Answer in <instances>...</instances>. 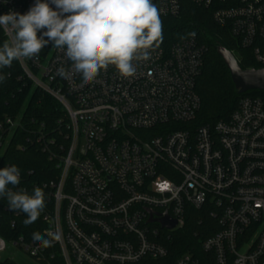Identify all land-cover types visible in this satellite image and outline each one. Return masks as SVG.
<instances>
[{"label": "built area", "instance_id": "2783aa9c", "mask_svg": "<svg viewBox=\"0 0 264 264\" xmlns=\"http://www.w3.org/2000/svg\"><path fill=\"white\" fill-rule=\"evenodd\" d=\"M182 1L152 0L165 17L177 16ZM191 1L210 10L264 67V0ZM34 4L0 0V15L25 14ZM0 29L7 40L15 34ZM204 53L191 32L168 49L159 43L133 77L109 66L87 85L79 74H57L71 62L51 43L37 58L17 61L22 76L62 112L52 132L41 123L25 137L52 163V176L32 192L45 193L43 233L59 235L52 245L64 264H264V100L244 95L228 119L196 124ZM21 129V115L0 119V156ZM23 183L21 174L13 190L28 192ZM203 207L217 222L200 242L203 257L171 250L165 242H173L191 209ZM2 208L11 210L8 203ZM164 214L174 227L161 225ZM9 247L38 264L45 259L46 248L23 236H0V253Z\"/></svg>", "mask_w": 264, "mask_h": 264}, {"label": "trees", "instance_id": "16d2710c", "mask_svg": "<svg viewBox=\"0 0 264 264\" xmlns=\"http://www.w3.org/2000/svg\"><path fill=\"white\" fill-rule=\"evenodd\" d=\"M162 21V42L168 49L173 43L184 39L189 33H197L199 40L205 46L203 65L196 80V92L200 97L201 106L195 123L198 125H214L220 120H226L236 109L239 99L244 95L257 96L264 100V91L250 90L238 93L229 70L223 58L218 54L217 47L222 45L234 51L240 65L244 68L261 67L249 50L242 49L227 27L217 24L211 11L198 6L191 0H183L180 13L175 16H160ZM6 40L0 29V46ZM22 70L13 61L10 67L0 69V75L6 79L0 82V119L5 115L22 116L24 130L16 131L5 152L0 156V165L15 164L23 176L28 192H32V185L47 180L52 176V163L48 155L35 143L28 141L25 135L30 129H36L45 123L46 131L55 129L57 117L62 115L59 103L50 95L32 86L31 82L22 76ZM22 144L23 148L19 147ZM8 203L6 198H0V236L7 242L23 236L33 240L32 234L39 232L45 238L46 223L42 216L31 225L25 226L27 218L22 211L4 210L2 206ZM209 207L199 210L191 209L189 219L182 230L174 234L173 242L165 244L176 253L194 252L203 257L200 242L215 230L217 222L211 217ZM47 239V238H46ZM54 254L53 257L51 255ZM64 264L56 245L47 247L42 264ZM0 264H19L10 257L0 258Z\"/></svg>", "mask_w": 264, "mask_h": 264}, {"label": "clouds", "instance_id": "9594fccd", "mask_svg": "<svg viewBox=\"0 0 264 264\" xmlns=\"http://www.w3.org/2000/svg\"><path fill=\"white\" fill-rule=\"evenodd\" d=\"M51 5L49 0H35L25 14L10 10L0 15V28L15 33L0 46V69L13 61L37 58L51 43L71 62L69 68L57 69L64 79L79 74L87 85L109 66L129 78L136 74L138 64L151 59V51L163 39L160 12L152 0H51ZM5 79L6 75H0V82ZM20 176L15 164L0 169V198L7 199L10 209L25 213L23 223L28 226L44 210L45 193L41 187H35L32 194L14 191ZM49 235L52 238L46 239L34 232L32 239L47 248L60 238Z\"/></svg>", "mask_w": 264, "mask_h": 264}, {"label": "water", "instance_id": "95a60500", "mask_svg": "<svg viewBox=\"0 0 264 264\" xmlns=\"http://www.w3.org/2000/svg\"><path fill=\"white\" fill-rule=\"evenodd\" d=\"M217 52L223 58L238 93L242 94L250 90L264 91V67L244 69L234 53L222 45L217 47ZM155 220L156 219L152 217L149 219V221ZM158 220L161 225L167 229L176 225V221L170 219L167 214H164V216Z\"/></svg>", "mask_w": 264, "mask_h": 264}, {"label": "rangeland", "instance_id": "374dc122", "mask_svg": "<svg viewBox=\"0 0 264 264\" xmlns=\"http://www.w3.org/2000/svg\"><path fill=\"white\" fill-rule=\"evenodd\" d=\"M5 256H11L19 264H38L37 261H35L33 258L21 251H18L14 247H9L6 252L0 253V257Z\"/></svg>", "mask_w": 264, "mask_h": 264}, {"label": "snow or ice", "instance_id": "6c2138e0", "mask_svg": "<svg viewBox=\"0 0 264 264\" xmlns=\"http://www.w3.org/2000/svg\"><path fill=\"white\" fill-rule=\"evenodd\" d=\"M162 187H167V185H162Z\"/></svg>", "mask_w": 264, "mask_h": 264}]
</instances>
